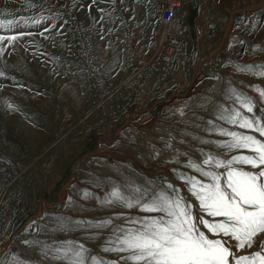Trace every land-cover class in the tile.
Here are the masks:
<instances>
[{"label": "rangeland", "instance_id": "374dc122", "mask_svg": "<svg viewBox=\"0 0 264 264\" xmlns=\"http://www.w3.org/2000/svg\"><path fill=\"white\" fill-rule=\"evenodd\" d=\"M196 2L181 0L178 47L166 55L163 0H0V21H14L0 36L18 37L0 43V264H12L13 256L62 264L25 240H75L124 264L126 254L100 250L109 229L61 231L57 218L112 217L136 227L115 216L155 214L101 207L95 197L110 191L109 181L166 179L181 187L174 168L198 174L171 163L165 141L197 159L199 148L221 151L192 138L225 139L203 130L208 120L232 128L216 120L213 105L231 106L224 95L230 87L259 104L253 89H264V77L236 66L264 65V0H198V13ZM85 190L93 197L85 199ZM181 193L194 199L186 188ZM94 232L99 239H86Z\"/></svg>", "mask_w": 264, "mask_h": 264}, {"label": "snow or ice", "instance_id": "6c2138e0", "mask_svg": "<svg viewBox=\"0 0 264 264\" xmlns=\"http://www.w3.org/2000/svg\"><path fill=\"white\" fill-rule=\"evenodd\" d=\"M95 2L92 0L93 4ZM39 22L34 21L35 24ZM13 24L12 20L0 21L3 28ZM17 39L15 35L0 36V43L7 40L12 44ZM3 50L0 47V53ZM236 71L264 77V65H237ZM253 90L258 93L259 104L245 92L230 87L224 95L231 106L216 103L213 115L232 128L258 133L264 138V89L255 87ZM205 102L212 103L208 98ZM257 108L260 115H256ZM179 111L183 116V110ZM232 128L207 121L203 130L224 137L222 140H207L183 133L192 135L199 144L221 150L213 152L199 148V159L174 149L171 139L165 141V148L172 150L170 162L182 165L200 177L180 168L173 169L176 178L182 182L181 187L186 188L194 199L183 195L181 187L166 179L156 183L145 178L137 183L131 177H122L121 183L109 181L110 191L103 198L95 197L98 204L103 208L139 209L155 215L125 217L117 213L115 216V219L136 227L114 224L112 217L97 221H71L58 217V229L69 232L109 229L112 234L104 240L100 250L126 254L120 256L124 264H264V139ZM153 151L160 155L154 147ZM181 157H187L183 164ZM83 195L85 199L93 197L87 190ZM197 205L199 215L194 212ZM201 226L212 238L201 230ZM99 238L95 232L86 237L89 240ZM23 243L43 245L42 255H50L52 260L62 264H119L118 260L104 259L75 240L60 241L55 245L28 240ZM254 248L256 250L249 251ZM12 264L30 262L13 256Z\"/></svg>", "mask_w": 264, "mask_h": 264}, {"label": "built area", "instance_id": "2783aa9c", "mask_svg": "<svg viewBox=\"0 0 264 264\" xmlns=\"http://www.w3.org/2000/svg\"><path fill=\"white\" fill-rule=\"evenodd\" d=\"M164 6L161 11L160 19L162 26V32L166 36L167 40L165 43V47L163 50L166 55H174L176 52V48L178 47L179 37L181 35L182 26L180 22L177 20V16L182 8L181 0H163ZM177 36L175 37V34ZM207 43V47L212 49L214 48L215 40L210 36H206L203 38Z\"/></svg>", "mask_w": 264, "mask_h": 264}, {"label": "crops", "instance_id": "0c3cea01", "mask_svg": "<svg viewBox=\"0 0 264 264\" xmlns=\"http://www.w3.org/2000/svg\"><path fill=\"white\" fill-rule=\"evenodd\" d=\"M195 5V11H196V13H198V9H199V6H198V0H197V2L196 3H194ZM207 48V47H206ZM208 49V48H207Z\"/></svg>", "mask_w": 264, "mask_h": 264}, {"label": "bare ground", "instance_id": "6f19581e", "mask_svg": "<svg viewBox=\"0 0 264 264\" xmlns=\"http://www.w3.org/2000/svg\"><path fill=\"white\" fill-rule=\"evenodd\" d=\"M163 33V32H162ZM175 34V37L177 36V34L176 33H174ZM166 37V36H165ZM166 46V45H165ZM177 49V48H176ZM171 55V54H170ZM67 77V76H66Z\"/></svg>", "mask_w": 264, "mask_h": 264}]
</instances>
